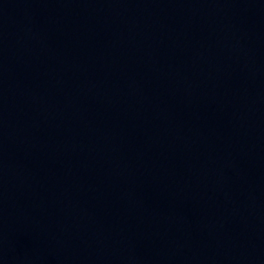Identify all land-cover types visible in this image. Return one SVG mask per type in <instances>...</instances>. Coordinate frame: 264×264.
I'll return each instance as SVG.
<instances>
[{
	"label": "water",
	"instance_id": "water-1",
	"mask_svg": "<svg viewBox=\"0 0 264 264\" xmlns=\"http://www.w3.org/2000/svg\"><path fill=\"white\" fill-rule=\"evenodd\" d=\"M0 264H264V0H0Z\"/></svg>",
	"mask_w": 264,
	"mask_h": 264
}]
</instances>
